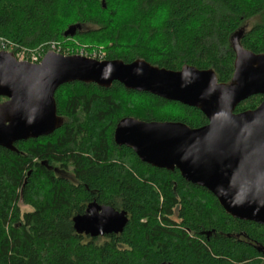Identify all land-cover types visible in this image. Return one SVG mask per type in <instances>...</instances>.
Listing matches in <instances>:
<instances>
[{
    "label": "trees",
    "instance_id": "trees-1",
    "mask_svg": "<svg viewBox=\"0 0 264 264\" xmlns=\"http://www.w3.org/2000/svg\"><path fill=\"white\" fill-rule=\"evenodd\" d=\"M71 26H80L75 38L104 43L106 60L213 69L225 83L234 74V37L264 52V0H0V37L17 45L68 39ZM55 98L60 128L0 147V264H264L263 225L233 218L178 169L153 167L114 141L124 117L202 127L208 120L198 108L120 82L74 81ZM262 100L251 96L236 112ZM170 105L183 113H158ZM94 200L128 212L122 232H76L73 217Z\"/></svg>",
    "mask_w": 264,
    "mask_h": 264
},
{
    "label": "water",
    "instance_id": "water-1",
    "mask_svg": "<svg viewBox=\"0 0 264 264\" xmlns=\"http://www.w3.org/2000/svg\"><path fill=\"white\" fill-rule=\"evenodd\" d=\"M104 2V0H103ZM105 6V4H104ZM80 26L64 33L75 36ZM238 34L234 74L220 82L213 69L184 65L170 70L144 59L96 60L48 51L38 64L21 62L9 51L0 52V147L52 134L64 119L58 114L57 90L79 81L109 88L114 82L169 101L198 108L208 123L193 128L181 121L122 118L114 141L131 148L141 161L160 169H178L192 184L210 191L233 218L264 226V52L244 48ZM262 95L255 108L237 106ZM128 212L92 201L73 217L74 229L90 237L120 233Z\"/></svg>",
    "mask_w": 264,
    "mask_h": 264
},
{
    "label": "rangeland",
    "instance_id": "rangeland-1",
    "mask_svg": "<svg viewBox=\"0 0 264 264\" xmlns=\"http://www.w3.org/2000/svg\"><path fill=\"white\" fill-rule=\"evenodd\" d=\"M249 26L250 24L247 26L246 29H248ZM67 38L68 39L56 40L54 42H56L60 46L62 51H64L68 55H76L78 53H81L82 51H86L89 53H93L95 51H102L107 54L106 45L104 43L103 44L95 43V41H91V40L85 41L79 38H75V36H68ZM44 46L45 44L38 45L37 50H41ZM130 100H131L130 104L134 103V104L140 105L141 107L143 106L141 103L145 102V100L141 98H133ZM158 113L161 115H164L165 117L174 118V117H178L179 115H181L183 113V110L178 105H170V106L164 107L162 111H158ZM20 206L23 212L31 210L30 206H27L23 203H21Z\"/></svg>",
    "mask_w": 264,
    "mask_h": 264
},
{
    "label": "built area",
    "instance_id": "built-area-1",
    "mask_svg": "<svg viewBox=\"0 0 264 264\" xmlns=\"http://www.w3.org/2000/svg\"><path fill=\"white\" fill-rule=\"evenodd\" d=\"M53 43V44H52ZM51 44L45 45L41 50H37L36 48H28L23 47L20 45H17L15 42L5 38L0 37V52L1 51H9L12 52L17 60L21 62H29L32 64H38L42 61L43 57L48 51H54L63 55H68L62 49L56 42H52ZM77 55L85 56L87 58H93L96 60H106V53L102 51H95L93 53H89L86 51H82L81 53H78Z\"/></svg>",
    "mask_w": 264,
    "mask_h": 264
},
{
    "label": "flooded vegetation",
    "instance_id": "flooded-vegetation-1",
    "mask_svg": "<svg viewBox=\"0 0 264 264\" xmlns=\"http://www.w3.org/2000/svg\"><path fill=\"white\" fill-rule=\"evenodd\" d=\"M0 99H3V100H0V102H4L6 100V98H0ZM60 116V115H59ZM62 117V116H61ZM63 118V117H62Z\"/></svg>",
    "mask_w": 264,
    "mask_h": 264
},
{
    "label": "bare ground",
    "instance_id": "bare-ground-1",
    "mask_svg": "<svg viewBox=\"0 0 264 264\" xmlns=\"http://www.w3.org/2000/svg\"><path fill=\"white\" fill-rule=\"evenodd\" d=\"M14 42V41H13Z\"/></svg>",
    "mask_w": 264,
    "mask_h": 264
}]
</instances>
